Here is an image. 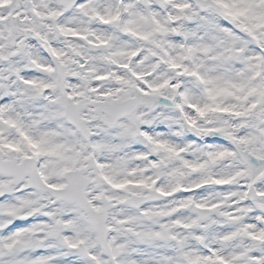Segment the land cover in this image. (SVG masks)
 Segmentation results:
<instances>
[{
  "label": "snow or ice",
  "instance_id": "snow-or-ice-1",
  "mask_svg": "<svg viewBox=\"0 0 264 264\" xmlns=\"http://www.w3.org/2000/svg\"><path fill=\"white\" fill-rule=\"evenodd\" d=\"M0 264H264V0H0Z\"/></svg>",
  "mask_w": 264,
  "mask_h": 264
}]
</instances>
